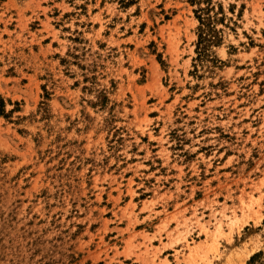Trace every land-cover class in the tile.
Here are the masks:
<instances>
[{"label":"rangeland","instance_id":"rangeland-1","mask_svg":"<svg viewBox=\"0 0 264 264\" xmlns=\"http://www.w3.org/2000/svg\"><path fill=\"white\" fill-rule=\"evenodd\" d=\"M0 264H264V0H0Z\"/></svg>","mask_w":264,"mask_h":264},{"label":"trees","instance_id":"trees-1","mask_svg":"<svg viewBox=\"0 0 264 264\" xmlns=\"http://www.w3.org/2000/svg\"><path fill=\"white\" fill-rule=\"evenodd\" d=\"M201 23H202V29L199 34V45H200V50L198 51L199 54H204L207 50L210 44L213 42V37H216V33L211 34V28H210V18H201Z\"/></svg>","mask_w":264,"mask_h":264}]
</instances>
